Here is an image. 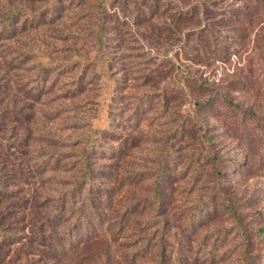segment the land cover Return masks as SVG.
Here are the masks:
<instances>
[{"label":"rangeland","instance_id":"1","mask_svg":"<svg viewBox=\"0 0 264 264\" xmlns=\"http://www.w3.org/2000/svg\"><path fill=\"white\" fill-rule=\"evenodd\" d=\"M59 1L51 16L49 0H0V16L44 18L0 32V264H243L264 241V34L219 12L260 16L263 0ZM100 40L116 97L98 112ZM93 122L106 131L91 197L70 195Z\"/></svg>","mask_w":264,"mask_h":264},{"label":"trees","instance_id":"2","mask_svg":"<svg viewBox=\"0 0 264 264\" xmlns=\"http://www.w3.org/2000/svg\"><path fill=\"white\" fill-rule=\"evenodd\" d=\"M256 1L260 2V0H256ZM59 2H60L59 0H49L48 7L45 10H47L49 13H51V16L55 15L54 10L59 5ZM179 2H182V1H179ZM204 5L207 6L206 3ZM260 6L262 8V10L260 12V16H258V14H256L253 11V8L251 7V5L246 4V3L236 4V6H234V8L230 9L231 12H223V10H220L221 12H219V15H223V16H221V18H224L223 22H224L225 26L227 28H229L228 29L229 31H234L237 34H241L243 36H246V34L250 30H253V28H254L253 26L259 22V24L255 25V27L259 28L256 33L258 36H262L264 34V0H263V3H260ZM197 8H200V6H198ZM186 9L187 8H182L181 6L179 7L180 12H183V11L186 12L187 11ZM42 15L43 14L41 12L33 13L26 8L15 9L12 14H9L7 16H0V24H1L0 32L1 33H5V32L9 33L10 30H12L14 23H17L19 21V19H22V22H29V24L35 19L38 22L43 21L44 18ZM261 15L263 16V18H259V17H261ZM17 17H19V18H17ZM257 20H258V22H256ZM202 32H203V30H202ZM202 34H204L205 36H208V37H212L211 30L207 29V27L204 29V32ZM99 47H100L99 52L101 53L100 58H99V60H100L99 63H100V65L101 64L104 65L102 67L103 70H102L101 74L99 73V75H100L101 81H102V79H104V85H103L104 90L102 87V94L97 101L98 112H99L100 108H104L105 106H106V109H108L109 106L114 103V99L116 97L115 96L116 82L114 80H112L111 75H110V69H109L110 61H109L107 50L105 49L106 45H105L104 41L100 40V46ZM94 55L97 56V53ZM94 55H92V58H90V60L89 59L86 60V62H85V60H83V64L85 63V66H86L91 61H93L95 58ZM50 67H51V65L48 64L46 66H43L42 69L40 70V72L38 74V78H40L41 81L46 77V72L50 69ZM41 81H39L38 83H41ZM37 86H38V84H37ZM37 86H35V87L37 88ZM32 94H33V96L36 95L35 97H37L38 90L32 91ZM223 101H225V103L228 106L236 107V109L239 110V108L236 105L231 104L226 99L223 98ZM239 111H241L240 113H245L248 111V113L250 115H252V112L248 109H242L241 108V110H239ZM107 118H108V116H107ZM257 119L261 122L262 128L264 130V117H258ZM92 124H93L92 129L88 131L87 137L82 139V143H83L82 145L83 146H82V149L80 150V152L78 153V155L81 159V162H82V169H81L80 175L74 181L73 188L68 193L70 195L79 193V189L83 190L84 187L87 186L88 189L86 191L87 192L86 198L91 197L88 191H90V189H91L90 183L92 182V179L94 178V172L98 171V169L96 167H94L90 158H94L93 153L95 151H99L100 153H103L99 149L101 146L104 145V137H105L104 131H106L105 128L98 129V128H96V126L94 127V122ZM168 153H171V151L164 150V154L160 155V158L158 159V166H157V170H156V180L154 181V184H153V188H154L153 203H154V205H156V210L158 212L161 209L162 194L164 193V186L166 183L164 180L165 170L167 168V162H165V159H167V155H169ZM82 185H84V186H82ZM156 215L154 216L155 218H157ZM80 219H82V218L79 217L77 219L76 224H78L80 222L84 223V219H82V221H80ZM84 226H87V225L84 224ZM79 227H81V226L79 225ZM72 231L73 230L69 231L66 234L67 246H69V247L72 245L71 244V241H72L71 233H72ZM258 233L260 235L259 238H255V240H253L250 243V245H248V243L245 245V249L243 251V264H264V241H258L257 240V239H261L260 237H261L262 232H260V230H259ZM6 235L7 234L4 233V227H0V247H1V245H3V243L9 242V238L6 237ZM69 247H67V249H69ZM253 247L260 249L262 251V254H260V255L254 254L255 250ZM59 251L64 252V250L62 248H60ZM255 257H258L257 261L254 260ZM163 258H164V255L162 254L160 264H163V261H164Z\"/></svg>","mask_w":264,"mask_h":264}]
</instances>
